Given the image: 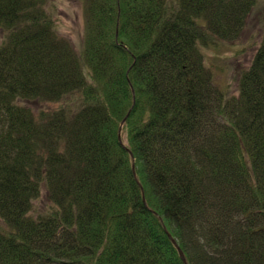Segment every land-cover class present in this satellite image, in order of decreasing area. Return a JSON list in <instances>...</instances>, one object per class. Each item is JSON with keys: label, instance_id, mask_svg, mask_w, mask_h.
Here are the masks:
<instances>
[{"label": "trees", "instance_id": "trees-1", "mask_svg": "<svg viewBox=\"0 0 264 264\" xmlns=\"http://www.w3.org/2000/svg\"><path fill=\"white\" fill-rule=\"evenodd\" d=\"M79 1L77 51L0 0V264H264V37L236 94L202 51L258 0Z\"/></svg>", "mask_w": 264, "mask_h": 264}, {"label": "rangeland", "instance_id": "rangeland-1", "mask_svg": "<svg viewBox=\"0 0 264 264\" xmlns=\"http://www.w3.org/2000/svg\"><path fill=\"white\" fill-rule=\"evenodd\" d=\"M47 9L56 20L59 34L68 39L77 51L81 50L86 30L84 4L79 0H48ZM264 37V0H258L249 14L245 29L236 41L218 40L215 46L204 48L207 67L213 72L215 84L231 94L239 89L241 74L248 69ZM35 112L59 104L29 103Z\"/></svg>", "mask_w": 264, "mask_h": 264}, {"label": "water", "instance_id": "water-1", "mask_svg": "<svg viewBox=\"0 0 264 264\" xmlns=\"http://www.w3.org/2000/svg\"><path fill=\"white\" fill-rule=\"evenodd\" d=\"M120 141H121V143L123 144V142H122V136H121V130H120ZM174 242V241H173ZM176 243V242H175ZM179 252H180V256H181V258L183 259V261L187 264V262H186V258H185V255H184V253H183V251L179 248Z\"/></svg>", "mask_w": 264, "mask_h": 264}]
</instances>
